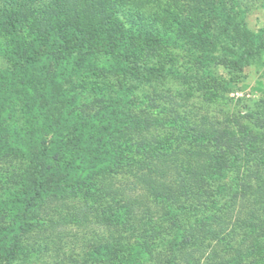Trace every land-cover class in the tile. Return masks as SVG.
I'll use <instances>...</instances> for the list:
<instances>
[{
  "label": "rangeland",
  "instance_id": "374dc122",
  "mask_svg": "<svg viewBox=\"0 0 264 264\" xmlns=\"http://www.w3.org/2000/svg\"><path fill=\"white\" fill-rule=\"evenodd\" d=\"M130 4L131 11L123 4L116 15L128 45L137 54L136 62L142 67L131 74L122 70L126 65L123 59L106 53L104 42L87 37L84 41L72 39L69 49L51 48L36 39L26 20L0 18V77L5 76L3 80L11 82L8 96L21 97V104L30 103L32 97L36 100L35 106L20 105L23 111H18L14 102L5 103L16 115L12 114L15 118L9 145L15 148L17 144L37 143L61 149L62 136L57 128L67 127L71 143L62 150L67 148L65 160H69L68 175L72 174L69 180L72 182L92 163L102 165L110 163L116 153L123 156L132 153L135 143L132 136L116 126L115 120L126 117L128 111H143L147 93L156 90L158 108L149 111L161 120L165 114L169 117L165 128H157L163 135L161 139L169 136L166 131L172 116L168 111L175 110L179 114L176 120L187 130L214 126L237 137L251 135L252 143L262 148L261 162L254 164L253 151L228 167L216 181L221 183L219 188L228 187L230 198L217 199L214 205L207 206L205 215L213 216L222 208L224 232L218 239H206L200 246L178 252L179 258L184 260L186 254L193 255L196 264H264V229L235 218L241 201L248 199L254 200L255 207H259V219L264 220V207L259 206L263 202L250 195L257 186H264V129L245 114L264 111V8L254 0L244 12L233 13L237 25L230 27L231 32L239 28L242 34L243 22L254 34L256 43L263 48L260 65L239 61L236 48H228L223 36H219L215 51L206 50L209 45L206 36L216 33L213 26L210 29L205 24L216 22L207 10L171 0H130ZM139 15L147 17V28H141ZM154 22L159 24L156 29H161L162 23L172 31L152 32ZM26 62L34 75L31 81L27 79L29 82L22 78L24 70L20 69ZM96 110L99 112L93 115ZM240 180L253 189H246ZM163 206L153 208L154 224L162 227L164 236L149 237L151 254L140 242L121 236L109 238L112 245L105 248L102 245L106 241L101 236L106 232L93 224L87 227L59 224L55 232L22 237L14 254L4 252V248L13 241L15 232L0 233V264H159L162 254L168 252L167 239L172 232ZM96 232L99 236L95 237Z\"/></svg>",
  "mask_w": 264,
  "mask_h": 264
},
{
  "label": "trees",
  "instance_id": "16d2710c",
  "mask_svg": "<svg viewBox=\"0 0 264 264\" xmlns=\"http://www.w3.org/2000/svg\"><path fill=\"white\" fill-rule=\"evenodd\" d=\"M171 1L207 10L209 16L215 18L216 22H205L210 29L213 26L217 33L206 36L209 43L206 50L215 51L219 36H223L228 48H236L239 61L263 64V48L258 46L254 34L246 29L245 24L242 22L240 26L243 27L242 34L239 28L236 32L230 30L231 25H237L233 13L244 12L254 0ZM256 1L264 8V0ZM123 4L127 5L128 11L132 10L130 0H0V18L26 20L36 39L51 48L69 49L72 39L84 41L87 37L104 42L106 53L123 59L126 65L122 70L131 74L132 70L139 72L142 67L136 62L137 54L128 45L125 30L116 15ZM137 18L141 28L148 27L147 17L139 15ZM154 23L155 26L151 23L152 32L166 31L168 34L171 30L162 23L163 27L156 29L158 23ZM79 45L81 47L82 43ZM20 69L24 70L22 78L31 81L34 75L28 62ZM4 78L0 77V233L7 230L15 232L13 241L4 248V252L7 250L9 254L16 252V245L20 244L22 237L55 232L59 224L74 227L93 224L106 232L105 236H101L106 241L102 245L105 248L112 245L109 238L121 236L140 242L151 254L149 237L160 239L164 236L162 227L153 221V208L161 204L168 215L172 232L167 239L168 252L162 254L159 264H196L193 255L188 257L186 254L182 260L178 252L187 251L190 246H200L206 239H218L224 232L222 208L213 216L205 215L207 206L214 205L219 198L229 197L228 187L221 185L219 188L221 183L216 182L217 179L225 174L228 167L253 151L254 164L262 161V148L252 143L251 135L237 137L214 126L190 131L176 120L179 114L175 110H167L172 116L166 131L169 136L161 139L163 135L158 133L157 128H165L169 117L165 114L161 120L149 111V108H158L155 101L157 91L154 90L145 97L147 110L128 111L126 117L115 120L116 126L126 129L127 134L132 136L135 142L131 151L133 154L123 156L116 153L110 163H92L80 172L81 176L70 182L72 174L68 175L69 160H65L64 153L67 148L62 150L71 143L67 127L57 128V133L62 136L61 149L60 146H38L37 143L15 144V148L9 145L15 118L12 114L15 113L5 103L14 102L19 106L18 111H23L20 105L35 106L36 100L30 97V103L21 104V97L8 96L11 82ZM98 112L96 110L93 115ZM245 114L264 129V111L258 109ZM93 115L88 116L91 118ZM87 136L90 138V135ZM89 144L94 145L91 141ZM240 183L246 189H253L242 180ZM254 190L250 195L258 196L263 202L259 206L263 208L264 186H257ZM245 201H241L235 218L263 230L264 220L259 219V207H255L254 200ZM142 203L144 206L140 207ZM148 203L154 204V207ZM256 220L259 224H255ZM97 234L95 237L99 236Z\"/></svg>",
  "mask_w": 264,
  "mask_h": 264
}]
</instances>
